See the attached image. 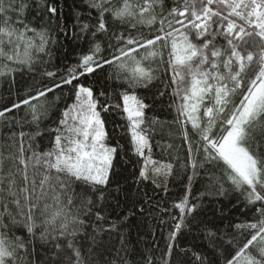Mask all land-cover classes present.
Listing matches in <instances>:
<instances>
[{
	"label": "snow or ice",
	"instance_id": "obj_1",
	"mask_svg": "<svg viewBox=\"0 0 264 264\" xmlns=\"http://www.w3.org/2000/svg\"><path fill=\"white\" fill-rule=\"evenodd\" d=\"M84 2L99 16L95 32H107L104 18L109 13L123 23L135 19L137 25L159 27L150 39L120 35L118 39L124 47H117L111 58L105 59L101 46L94 45L62 80L0 111V120H6L9 113L27 108V114L32 117L29 123L39 127L46 111L43 104L38 106L33 101H40L66 86L75 90L76 102L62 113L59 126L51 130L55 136L49 151L43 154L32 151L26 157L31 145L25 147L27 134L20 133L13 134L10 145L15 148L19 141L15 154L5 156L0 152V264H35L29 260L34 249H29L22 240L12 243L4 238V230L10 225L22 226L33 235L39 229L43 240L66 239L67 248L71 249L69 264H85L72 242L85 226L84 221L78 217L69 219L66 204H72L71 192L77 182L93 191L107 187L117 149L104 143L107 134L93 90L75 82L108 65L129 75L128 87L134 89L148 87L156 79L154 70L148 66L151 62L165 63L173 95L179 101L176 122L185 130L183 139L188 145L189 166L193 170L201 167L195 156L203 152L208 164L224 166V177L244 194L249 204L264 205V0H175L176 6L161 19H157L155 9L162 7L163 0H120L119 8L113 0ZM43 6L50 17L59 15L56 6L50 3ZM29 8V0H0V77H10L16 71L8 68L9 63L30 68L31 50L44 52L48 44L47 34L36 31L26 22ZM88 28L87 24L81 26L82 31ZM164 50L168 53L166 59ZM45 75L52 78L56 73ZM121 99V110L126 114L123 118L130 122L135 153L145 157V149L151 151L145 135L147 129L142 127L144 109L148 106L135 95L125 93ZM101 107L107 112L110 106ZM189 126L201 142L196 148L187 134ZM6 160L19 166L7 176L3 175ZM145 160L143 178L147 179L149 165H155L153 172L157 176L171 175V164L159 165L150 155ZM29 169H35L34 174L42 176L39 185L30 178ZM17 175L22 178L23 187L17 188ZM216 183L222 191L223 183L218 179ZM57 187L68 194L66 204L59 194L49 197V192L56 193ZM49 198L52 203L41 208V202ZM86 204L91 206L92 201L89 199ZM10 206L15 208V213ZM175 208L181 218L170 236L169 251L184 227V218L196 211L188 195ZM38 210L47 217L43 224L36 223ZM89 211L90 208H85L86 215ZM257 213L261 217L258 223L236 225L249 235L228 264H264V207L258 208ZM6 218L9 223L4 222ZM96 220L102 221L104 217L97 215ZM56 249L60 251L59 244Z\"/></svg>",
	"mask_w": 264,
	"mask_h": 264
},
{
	"label": "trees",
	"instance_id": "obj_2",
	"mask_svg": "<svg viewBox=\"0 0 264 264\" xmlns=\"http://www.w3.org/2000/svg\"><path fill=\"white\" fill-rule=\"evenodd\" d=\"M47 3L58 8L57 17L47 14L43 6ZM113 3L117 8L121 7L120 0H113ZM29 4L25 20L36 31L47 34L48 44L44 52L31 50L30 68L24 64H8V68L16 71L10 77H0V111L62 80L94 45L101 46L105 59L111 58L117 47H124L118 39L120 35L150 39L154 29L159 27L137 25L135 19L123 23L109 13L104 18L107 32L99 33L95 32L99 16L94 9L87 7L84 0H29ZM175 6V0H163L162 7L155 9L157 19L167 16ZM84 24L89 25L87 31L81 30ZM143 52L141 50V55ZM20 56L23 57V46ZM167 56V50H164V58ZM148 66L154 70L156 77L148 87L129 88V75L119 72L112 65L75 82L93 90L94 98L99 101L97 111L107 134L104 143L117 151L107 187L93 191L77 182L71 192V205L66 204L68 194L60 187H57L56 193L49 192V197L59 194L66 204L69 219L78 217L84 221L85 226L72 242L80 250L85 264H228L249 235L236 225L258 223L261 217L257 209L264 205L249 204L244 194L224 177V166L208 164L203 152H197L195 156L201 167L193 170L189 166L188 145L183 139L185 130L176 122L179 101L173 95L169 69L160 60ZM47 72H55L56 76L49 78L45 75ZM125 93L135 95L148 106L144 109L142 127L147 129L145 135L148 136L151 151L145 149V157L150 155L159 165L173 166L171 175L165 176L162 186L141 176L145 157L136 155L130 122L123 118L126 114L121 110V96ZM75 102V90L71 86L58 89L40 101H33L38 106L43 104L46 111L39 127L29 123L32 117L27 114V108L9 113L6 120H0V152L5 156L15 154L19 141H16L15 148L10 145L13 144V134L19 136L20 133L27 134L24 137L25 147L29 143L31 145L26 157L32 151L40 154L49 151L55 136L51 130L59 126L62 113ZM101 106L110 107L104 112ZM38 132L42 134L38 135ZM187 134L193 148H196L201 142L190 126ZM18 167L11 160H6L3 175L7 176L10 171L15 173ZM39 171L43 172V169ZM35 172V169H29V176L39 185L42 176ZM15 179L17 188L24 186L20 176H15ZM217 179L223 183L222 191L216 183ZM186 195L196 211L184 218V227L169 251L170 236L181 218L175 205ZM89 199L91 206L86 204ZM46 203L51 204L52 200H43L41 208ZM85 208H90L87 215ZM10 210L15 213L14 207L10 206ZM97 215L103 216L104 220L97 221ZM35 216L37 224H43L47 219L39 210ZM4 222L9 223V220L6 218ZM4 238L12 243L22 240L29 249H34L29 260H34L35 264H69L71 249L67 248L64 238L43 240L39 229L33 235L17 225L5 229ZM57 244L60 251L56 249Z\"/></svg>",
	"mask_w": 264,
	"mask_h": 264
},
{
	"label": "rangeland",
	"instance_id": "obj_3",
	"mask_svg": "<svg viewBox=\"0 0 264 264\" xmlns=\"http://www.w3.org/2000/svg\"><path fill=\"white\" fill-rule=\"evenodd\" d=\"M145 163H146V160H145ZM145 163H144V166H145ZM154 167H155L154 165H149L147 178L151 179L152 181H154L156 185L162 186L164 184V182H165L166 177L165 176H157V175H155L154 172H153ZM143 169H144V167H143Z\"/></svg>",
	"mask_w": 264,
	"mask_h": 264
}]
</instances>
